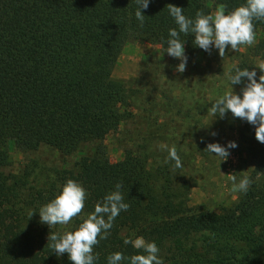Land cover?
<instances>
[{"label": "trees", "instance_id": "trees-1", "mask_svg": "<svg viewBox=\"0 0 264 264\" xmlns=\"http://www.w3.org/2000/svg\"><path fill=\"white\" fill-rule=\"evenodd\" d=\"M212 1L227 5V11L246 3L150 0L140 27L136 0H0V264H72L67 253L58 256L48 246L50 233L75 231L117 183L130 208L95 247L96 264H108V256L116 252L126 258L144 254L124 243L138 237L157 244L164 264H264V144L256 140L255 127L238 118L231 127L252 162L253 184L247 194L240 192L235 203L217 211L190 206V179L173 170L174 161L152 160L155 131L150 119L146 117L143 129H125L136 118L137 90L130 82L139 80L112 77L126 44L142 41L166 50L169 29H178L168 4L195 19L198 10L211 13ZM255 24L256 44L227 54L234 64L229 75L249 68L259 82L264 22ZM180 38L186 42L187 64H196L200 55L205 59L207 53L195 46L192 34ZM148 96L147 105L152 102ZM117 132L124 136L122 158L113 163L104 141ZM13 148L24 154L47 148L73 163L41 186L33 166L22 165L17 174L4 172ZM30 177L39 180L31 185ZM69 179L89 194L85 216L51 229L40 222L39 209Z\"/></svg>", "mask_w": 264, "mask_h": 264}, {"label": "rangeland", "instance_id": "rangeland-1", "mask_svg": "<svg viewBox=\"0 0 264 264\" xmlns=\"http://www.w3.org/2000/svg\"><path fill=\"white\" fill-rule=\"evenodd\" d=\"M216 9L217 5L212 1L211 13H215ZM122 53L125 55L119 57L112 73L113 79L139 80L136 84L130 82L131 89L137 90L133 95L136 118L125 129H143L147 123L146 117L150 119L149 124H153L155 131L150 148L156 164L168 156V151L162 145L176 146L183 162V167L176 172L183 179H190V206L217 211L235 203L240 192L231 191L229 175L235 174L237 182L242 176L241 172L249 176L252 162L243 152L244 144L237 132L231 130V127L238 125L237 118H233L229 112L221 119L208 110L227 91L234 90L242 96L241 89H232L229 85V70L234 65L230 56L226 53L224 58L220 57L213 47L211 54L206 52L205 59L198 56L196 64H187L185 72L179 73L176 70L179 60L170 57L157 44L134 41L126 44ZM207 60L210 61L209 66ZM148 95L152 100L149 105ZM164 103L165 111L162 110ZM143 109L150 114L143 112ZM213 132L215 136L211 134ZM123 137L122 133L117 132L104 141L110 162L121 160ZM229 142H235L238 147L229 149L230 156L226 161L205 151L209 143L226 147ZM10 158L11 163L4 169L5 173L17 174L22 165L33 166L35 173L40 175L41 186L55 180L56 172L69 169L73 163L70 157H62L47 148L26 154L13 148ZM36 179L30 177L31 185Z\"/></svg>", "mask_w": 264, "mask_h": 264}, {"label": "clouds", "instance_id": "clouds-1", "mask_svg": "<svg viewBox=\"0 0 264 264\" xmlns=\"http://www.w3.org/2000/svg\"><path fill=\"white\" fill-rule=\"evenodd\" d=\"M149 3L150 0H136L135 17L140 27L144 25L146 17L144 10L148 9ZM167 9L178 29H169L165 52L180 61L176 69L179 73L185 72L188 63L185 52L186 42L181 40V34L185 36L192 34L196 47L209 54L214 47L218 50L219 56L224 58L229 49L237 52L242 46L255 45V22H264V0H246V3L232 11H227L225 4L218 5L215 13L206 14L203 10H198L195 19L186 17L184 9L173 4H168ZM258 68L264 73V64ZM228 79L231 86L245 84L242 88V97L234 90L227 91L212 103L208 110L221 119L231 112L233 118L246 121L255 127L256 140L264 144V74L259 76L258 82L255 70L236 68L235 74L229 75ZM211 134L216 135L214 132ZM162 147L168 151L165 163L174 161L173 170L182 168L183 162L176 146L162 145ZM237 147L235 142H229L226 147L219 143H209L205 151L226 161L230 156L229 149ZM241 173L242 176L238 182L235 174L229 175L232 183L231 191L247 194L253 180L244 172ZM115 188V191L106 195L102 202L95 205L94 212L85 216L84 209L89 194L81 184L69 179L60 194L39 209L40 222L51 229L58 225L66 226L73 220L85 216L75 231L63 234L50 233L48 246L54 250L55 254L63 256L67 253L72 264H96L98 254L94 253L95 247L101 240H106L110 236V230L120 213L130 208V205L124 202V196L120 191L122 184L117 183ZM34 214L35 212H31L29 215L32 217ZM124 243L142 250L144 254L126 258L123 253L116 252L108 256V264H124L126 259L130 261V264H164L159 255L160 249L155 242H147L143 237H138L135 240L125 239Z\"/></svg>", "mask_w": 264, "mask_h": 264}, {"label": "crops", "instance_id": "crops-1", "mask_svg": "<svg viewBox=\"0 0 264 264\" xmlns=\"http://www.w3.org/2000/svg\"><path fill=\"white\" fill-rule=\"evenodd\" d=\"M125 54L124 53H122L120 56H124Z\"/></svg>", "mask_w": 264, "mask_h": 264}]
</instances>
